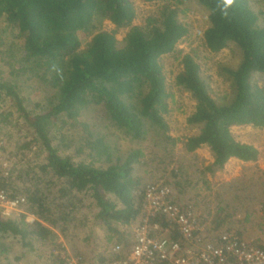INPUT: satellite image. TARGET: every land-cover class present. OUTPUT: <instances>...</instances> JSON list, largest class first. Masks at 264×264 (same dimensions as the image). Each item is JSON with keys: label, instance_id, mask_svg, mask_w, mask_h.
I'll list each match as a JSON object with an SVG mask.
<instances>
[{"label": "trees", "instance_id": "trees-1", "mask_svg": "<svg viewBox=\"0 0 264 264\" xmlns=\"http://www.w3.org/2000/svg\"><path fill=\"white\" fill-rule=\"evenodd\" d=\"M195 1L208 15L204 50L218 53L230 47L239 54L238 62L222 72L230 83V99L223 103L212 96L197 49L177 50L190 29L172 1L137 25L134 0H0V133L10 137L21 121L20 153L35 147L43 157L28 161L22 171L11 167L13 179L2 180L12 195L26 196V210L36 219L0 212V264L31 256L38 264H63L59 232L72 236L68 228L80 229L89 213L102 233L104 250L110 243L128 248L130 226L144 212L146 168L157 160L172 163L178 143L186 153L207 145L214 157L207 167L212 173L230 158L258 159L259 149L236 139L232 128H264V85L254 80L264 76V25L250 0ZM105 19L117 29L127 28L123 41L116 30L100 29ZM175 53L181 59L175 85L195 101L186 117L195 131L178 137L168 133L174 94L162 64L165 55ZM149 142L158 146L157 153ZM12 147L0 145L4 155L18 156L17 150L9 151ZM181 167L172 178L180 177ZM256 196L251 191L249 199ZM208 209L200 222H211L215 235L234 232L241 242L264 250V237H253L251 216L231 220L237 209L230 204ZM152 221L164 229L172 226L164 215ZM260 227L264 231V222ZM172 237L181 239L174 229ZM75 253L85 262L90 257L78 248ZM107 259L103 254L90 263Z\"/></svg>", "mask_w": 264, "mask_h": 264}, {"label": "rangeland", "instance_id": "rangeland-1", "mask_svg": "<svg viewBox=\"0 0 264 264\" xmlns=\"http://www.w3.org/2000/svg\"><path fill=\"white\" fill-rule=\"evenodd\" d=\"M134 1L138 16L135 18L133 24L137 25H140L149 14L158 12L164 3L169 1L174 2L178 8L183 10L179 17L189 26L190 33L184 40L178 43L177 50H182L183 52L181 54H183L189 52L191 49H197L196 51L199 56L197 61L201 66L203 76L210 82L212 96L219 103L229 100L230 83L226 82V75H223L222 72L225 66H230L238 62L239 54L231 51L230 47L224 48L218 53H207L204 50L202 36L208 26L206 9L200 6L195 0H190L185 4H180L177 0H156L150 3H144L140 0ZM250 3L252 8L259 13V24L264 25L263 3L260 0H250ZM100 29L116 30V37L119 41H123L127 32V28L117 29L108 19L102 21ZM84 39L85 41L82 46L91 39V36L85 37ZM180 60L179 54L176 53L167 54L162 58L167 83L174 94V104L172 105L170 114L167 115L170 125V131L168 133L173 137L186 136L195 131L189 128L186 122V117L193 110L195 101L188 92L182 91L175 85V76L179 72ZM254 80L259 85H264L263 75H256ZM19 126L21 128L25 127L20 121L18 125L14 126V132L12 131L13 134L8 138L0 133V145H13L9 151H18V156H13L4 155V151L0 149V164L2 165L8 162L11 167L20 168L22 171L27 167L24 164L28 161L38 163L43 157L35 147L23 148V151L20 153V150H22L19 149L22 146L20 141L23 138L21 140L18 139L20 136L17 133ZM9 128L11 126L7 127V129ZM232 131L236 139L250 143L259 149L260 154L256 161L243 162L237 158H230L222 168L214 169V173H212L207 170V167L214 162V157L207 145L197 148L193 153H186L182 149V144L178 143L174 149L175 159L172 163L167 165L159 163L157 160L155 162L156 166L154 165L155 167L146 168L144 174L145 176L148 175L149 179L145 184H149L158 179L162 180L164 184L172 189L174 200L178 199L180 204L192 206V208L196 209L197 213L201 212V214L206 211L209 212V207L212 210H217L221 203L222 205L230 204L237 209L236 213H234L235 209L232 208L234 211L231 212L235 216L230 219L235 221L239 218L243 222L248 214L251 216L250 221L256 225L253 228V231H256L253 237L261 238L264 237V231L260 227L261 222H264V210L261 207L262 199L264 198V194H262L264 192V128L242 125L234 126ZM151 144L153 148L149 149L157 153L159 151L158 146H155L153 142H149V147H151ZM179 167H181L179 171L180 177L172 178V172ZM187 168H189L190 174L186 173ZM176 181L178 183L177 185ZM251 191L258 193V196L253 201L249 199L251 197ZM25 214H29L28 221L36 219V216L30 214L27 210ZM87 219L80 229L73 230L71 228L72 226L68 228V232H72V236H65L59 232L57 244L62 252L75 254L78 248L80 252L89 254L90 257L87 258L89 262H86L91 264L90 261L93 259L97 263L98 256L105 253L104 249L106 247L100 240L102 233L98 225L92 223L94 218L91 213L87 214ZM211 233L212 238H215L216 232L213 230ZM17 253L19 252L17 251ZM18 264H38V262L31 256V258L26 257L23 261L21 260Z\"/></svg>", "mask_w": 264, "mask_h": 264}, {"label": "built area", "instance_id": "built-area-1", "mask_svg": "<svg viewBox=\"0 0 264 264\" xmlns=\"http://www.w3.org/2000/svg\"><path fill=\"white\" fill-rule=\"evenodd\" d=\"M10 170L8 162L1 165L0 212L5 217L25 214L27 204L25 195L14 196L2 186V180L13 179ZM158 215L166 217L170 229L152 221ZM173 229L181 239H173ZM211 231V223H201L192 206L174 202L172 189L162 180L151 182L144 188L143 215L129 229L130 246L111 243L101 264H264L263 249L241 242L234 232L215 239ZM60 256L63 264H87L80 254L60 251Z\"/></svg>", "mask_w": 264, "mask_h": 264}, {"label": "crops", "instance_id": "crops-1", "mask_svg": "<svg viewBox=\"0 0 264 264\" xmlns=\"http://www.w3.org/2000/svg\"><path fill=\"white\" fill-rule=\"evenodd\" d=\"M224 205V204H223ZM197 215L199 216L200 220H201V212L197 213ZM206 223V222H204ZM211 223V222H210ZM213 231V230H212ZM216 232V231H215ZM246 234H249V233H246Z\"/></svg>", "mask_w": 264, "mask_h": 264}]
</instances>
